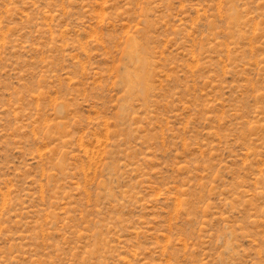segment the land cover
I'll return each instance as SVG.
<instances>
[{
  "label": "rangeland",
  "instance_id": "obj_1",
  "mask_svg": "<svg viewBox=\"0 0 264 264\" xmlns=\"http://www.w3.org/2000/svg\"><path fill=\"white\" fill-rule=\"evenodd\" d=\"M0 264H264V0H0Z\"/></svg>",
  "mask_w": 264,
  "mask_h": 264
}]
</instances>
